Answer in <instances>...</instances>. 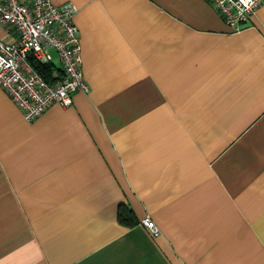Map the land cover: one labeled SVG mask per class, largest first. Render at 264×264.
Wrapping results in <instances>:
<instances>
[{
  "label": "crops",
  "instance_id": "obj_1",
  "mask_svg": "<svg viewBox=\"0 0 264 264\" xmlns=\"http://www.w3.org/2000/svg\"><path fill=\"white\" fill-rule=\"evenodd\" d=\"M51 2L88 92L26 120L0 87V264H264V6Z\"/></svg>",
  "mask_w": 264,
  "mask_h": 264
},
{
  "label": "built area",
  "instance_id": "obj_2",
  "mask_svg": "<svg viewBox=\"0 0 264 264\" xmlns=\"http://www.w3.org/2000/svg\"><path fill=\"white\" fill-rule=\"evenodd\" d=\"M233 31H239L264 0H206ZM77 8L51 0H0V87L33 120L51 105L66 108L77 92H88L82 74L79 30L74 23ZM54 51L60 72L47 82L33 63H52ZM142 223L155 237L160 231L146 217Z\"/></svg>",
  "mask_w": 264,
  "mask_h": 264
},
{
  "label": "trees",
  "instance_id": "obj_3",
  "mask_svg": "<svg viewBox=\"0 0 264 264\" xmlns=\"http://www.w3.org/2000/svg\"><path fill=\"white\" fill-rule=\"evenodd\" d=\"M34 64V68L37 70V72L42 75V77L49 83L53 82L54 81V74H55V69L52 65V63L50 64H45V65H42V64H38V63H33ZM118 217H119V221L123 224H128L130 225L131 224V217L130 215L122 210V209H119V214H118Z\"/></svg>",
  "mask_w": 264,
  "mask_h": 264
},
{
  "label": "water",
  "instance_id": "obj_4",
  "mask_svg": "<svg viewBox=\"0 0 264 264\" xmlns=\"http://www.w3.org/2000/svg\"><path fill=\"white\" fill-rule=\"evenodd\" d=\"M55 79H56V77H55Z\"/></svg>",
  "mask_w": 264,
  "mask_h": 264
}]
</instances>
